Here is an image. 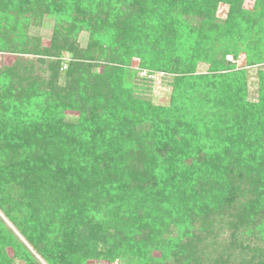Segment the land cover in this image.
I'll use <instances>...</instances> for the list:
<instances>
[{
	"label": "trees",
	"instance_id": "16d2710c",
	"mask_svg": "<svg viewBox=\"0 0 264 264\" xmlns=\"http://www.w3.org/2000/svg\"><path fill=\"white\" fill-rule=\"evenodd\" d=\"M220 2L201 6L213 14ZM23 7L55 13L68 35L57 26L52 49L36 48L29 24L14 18ZM187 27L148 0H0V52L19 55L0 67V214L13 228L0 230V264H235L251 243L252 259L264 264V73L254 102L241 98L240 85L209 111L203 102L217 97L209 88L195 100L204 108L195 121L199 110L176 96L188 78H171V102L155 106L145 98L152 81L131 69L137 54L141 69L194 74L195 63L178 73L130 49L179 47L194 60ZM80 29L91 49L106 46L101 56L81 55L69 38ZM61 48L76 53L64 87L20 56L48 57L60 75ZM97 64L102 73L87 74ZM212 65L194 79L217 77Z\"/></svg>",
	"mask_w": 264,
	"mask_h": 264
},
{
	"label": "rangeland",
	"instance_id": "374dc122",
	"mask_svg": "<svg viewBox=\"0 0 264 264\" xmlns=\"http://www.w3.org/2000/svg\"><path fill=\"white\" fill-rule=\"evenodd\" d=\"M148 1L151 5L163 4V7H170L173 9L175 17L177 16L181 21L189 24L190 27H187V29L193 32V34H191V37L193 35L194 38L192 43H194V45L196 44V46H192L196 47L195 49H198L196 50V54L193 55H197V58L194 60H188L179 55V52H181L179 47L171 48L170 46L150 52L154 46L148 49H143L134 45V48H130L131 51L146 56L147 62L149 63H165L170 65L176 69L178 73L186 72V68L193 63L198 66L194 74L190 75H171L167 72L155 73L149 69H141V62L137 59L138 55L132 54L133 56L130 60L131 69H134L137 72L139 71L140 77H145L152 81L151 84H149L151 86V91H148L145 94L147 100L151 101L155 106H167L172 100V92H176L173 91L175 86L172 87L171 81L173 80L170 79H175L176 77L188 78L186 81L180 82L178 83V86H176L180 89L176 95L178 96V102L185 108H195V110H199L198 104H195V100L204 94L206 95L209 92V88L212 91L211 94L217 96L214 100L209 99L203 102L202 106L204 105L209 111L213 110L216 103L224 102L226 100L225 94L230 87L238 90L241 88L240 85H245L246 92H243L241 98L247 102L258 100V77L259 74H262V72L264 73V0H227L225 3L220 2L213 14H211L212 7L204 9L201 6V0H179L176 5H174L175 0ZM189 5L190 11H185L184 8H189ZM21 9L22 7H19L20 11ZM23 9L25 11L22 13L19 12V15L14 14V18L17 19L18 17L19 21L21 20L22 22H27L29 24V28L26 32L27 37L30 38L29 41L35 43L36 48L38 45V49H52L55 28L57 26L60 28L56 14L53 12L49 13V11L47 12L44 10L45 8H37L32 11L28 10L26 7H23ZM229 16H231V19H228ZM160 23H163V21H160ZM64 26L70 27V25L67 24ZM64 26V29L60 28L57 30L67 34L68 32L65 30L66 27ZM194 30H196V32ZM77 33V36L69 34V38L75 40V45L77 47L79 46V50L83 52L81 55H85V58H88L89 55L101 56V48H99V45H105L98 43L95 44L98 46L92 47L91 49L89 47V33L84 29H80ZM164 34V37H167V35L169 37L172 36L165 31ZM100 36L101 34H98V40ZM151 36H154V33L148 35V37ZM61 49L64 53V57L60 59L63 62V70H60V75H54L53 72L49 70V65H46V62L48 63L49 61L48 57H37V55L20 56L29 57L27 59L30 60L34 59V70L40 79L42 78L48 82L50 79L54 80L57 78L56 83L59 86L64 87L67 82L62 71H66V62L70 60V57L75 56L76 53L69 52L63 48ZM17 56L19 55L0 52V67L2 65H11ZM110 57L111 56L109 55L101 61H109L108 58ZM43 61H45V63ZM212 63L219 65V71L214 73L217 77L210 79L211 81L202 79L204 82L194 79L200 76L202 77L203 75L211 74L209 71L213 66ZM97 65L98 67L92 69L90 67L87 69L89 70L87 74L90 72L94 73V71L102 73L104 67L101 65L99 66V64ZM203 111L204 108H201L196 112L195 121L202 117L201 113ZM212 122L213 120H206L205 125ZM202 123H204V121ZM15 193L16 191L14 190L13 194ZM0 217L5 223V226L0 225L1 233L6 230V226L13 229L12 225L4 216L0 214ZM250 239L251 241H254L252 238ZM251 244L252 247L249 249L239 250L237 251V254H234L236 256L235 264H249L248 262H251V260L252 264L257 263L256 259H252L253 254H258L253 252V248L257 246L254 243ZM3 247H7L8 251L11 253L10 247ZM259 257L260 256L257 258ZM37 259L41 264H46L41 258L39 259L37 257ZM19 263L24 264L22 261ZM88 264H108V262L92 260Z\"/></svg>",
	"mask_w": 264,
	"mask_h": 264
}]
</instances>
